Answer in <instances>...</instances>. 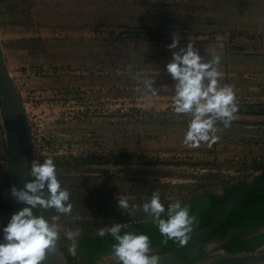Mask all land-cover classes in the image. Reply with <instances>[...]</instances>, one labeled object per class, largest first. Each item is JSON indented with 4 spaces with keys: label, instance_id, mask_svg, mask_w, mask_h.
Returning a JSON list of instances; mask_svg holds the SVG:
<instances>
[{
    "label": "rangeland",
    "instance_id": "374dc122",
    "mask_svg": "<svg viewBox=\"0 0 264 264\" xmlns=\"http://www.w3.org/2000/svg\"><path fill=\"white\" fill-rule=\"evenodd\" d=\"M226 1L8 0L0 45L32 130L28 184L71 264L78 235L152 219L264 164L263 64L236 54L246 47ZM3 119L0 108L7 176ZM10 208L0 202V225L17 231ZM151 255L131 247L96 264Z\"/></svg>",
    "mask_w": 264,
    "mask_h": 264
},
{
    "label": "trees",
    "instance_id": "16d2710c",
    "mask_svg": "<svg viewBox=\"0 0 264 264\" xmlns=\"http://www.w3.org/2000/svg\"><path fill=\"white\" fill-rule=\"evenodd\" d=\"M149 34L153 33L149 32ZM0 108L4 117L3 124L7 131V120L1 97ZM255 169L259 172L253 176L252 181L264 180V164L256 166ZM46 176L47 172L44 170L37 177L44 182L47 179ZM246 183L247 181L242 179L224 184L222 185L224 191L221 195L215 194L211 188L205 187L171 206L164 214L157 215L152 219L125 223L100 234H81L76 241V252L78 253V256L74 255L77 259L76 264H96L101 256L111 252L123 254L134 244L144 248L149 255L169 251L193 230L202 228L211 222L225 198ZM27 191L36 220L43 231L52 238L50 231L42 223L37 213L35 199L29 184ZM0 202L9 208L12 205L9 183L5 174H0ZM9 210L11 212L8 217L14 218L12 207ZM262 225H264V190L255 191L242 197L207 239L216 237L222 240L220 247L231 254L253 252L264 246V231L247 239L241 238V236L253 232ZM0 226L3 227V225ZM231 229H237V232L229 235ZM61 249L63 250L62 247ZM203 253L204 251L197 246L185 254L182 260L185 264H191L201 258ZM126 263L127 259H121L111 264Z\"/></svg>",
    "mask_w": 264,
    "mask_h": 264
},
{
    "label": "water",
    "instance_id": "95a60500",
    "mask_svg": "<svg viewBox=\"0 0 264 264\" xmlns=\"http://www.w3.org/2000/svg\"><path fill=\"white\" fill-rule=\"evenodd\" d=\"M0 97L7 120V146L5 167L9 183L12 210L18 230L0 226V242L11 250L32 255L39 264H71L58 244L46 234L35 218L29 202L27 185L31 164L30 149L32 130L30 122L5 63L0 45ZM244 186L233 191L218 207L213 219L206 226L193 230L185 239L169 251L155 253L139 264H185L183 257L202 244L222 223L236 203L245 195L264 190V180H246ZM218 195L222 187L211 188ZM264 231V225L242 235L247 239ZM217 240V243H221ZM201 258L191 264H262L264 250L226 253Z\"/></svg>",
    "mask_w": 264,
    "mask_h": 264
},
{
    "label": "crops",
    "instance_id": "0c3cea01",
    "mask_svg": "<svg viewBox=\"0 0 264 264\" xmlns=\"http://www.w3.org/2000/svg\"><path fill=\"white\" fill-rule=\"evenodd\" d=\"M8 4V0H0V21L6 19ZM224 11L226 20L230 21L227 25L231 28V35L233 32H240L243 38L241 41L246 47V50L236 52V54L242 57L256 55V58L263 64H258L256 69L264 73V0H232L231 3L228 0L225 2ZM251 46L257 47L253 50ZM24 256L25 254L13 251L8 246L0 248V264H9L4 262L8 259L12 260L11 264H30Z\"/></svg>",
    "mask_w": 264,
    "mask_h": 264
},
{
    "label": "flooded vegetation",
    "instance_id": "af4514ba",
    "mask_svg": "<svg viewBox=\"0 0 264 264\" xmlns=\"http://www.w3.org/2000/svg\"><path fill=\"white\" fill-rule=\"evenodd\" d=\"M162 214H164V212L162 213ZM237 232V229H231V230H229V235H231V234H234V233H236ZM229 235H228V237H229ZM79 236V235H78ZM77 236V237H78ZM77 237H76V241H77ZM217 240H219V239H217L216 237H212V238H209V239H206L204 242H203V244H211V245H213L214 246V248H215V250H220V251H222V253H220V254H226V253H228V252H226L224 249H222L221 247H220V245L222 244V242L221 243H217ZM76 241H75V243H76ZM222 241V240H221ZM131 247H133V249H137V248H142V247H137L135 244L133 245V246H131ZM130 247V248H131ZM0 248H5V245H2V246H0ZM144 249V248H143ZM258 250H262V247L261 248H259ZM206 253V256L205 257H211V256H209V254L207 253V252H204L203 254H205ZM219 255V254H218ZM216 256V255H215ZM264 264V263H263Z\"/></svg>",
    "mask_w": 264,
    "mask_h": 264
},
{
    "label": "built area",
    "instance_id": "2783aa9c",
    "mask_svg": "<svg viewBox=\"0 0 264 264\" xmlns=\"http://www.w3.org/2000/svg\"><path fill=\"white\" fill-rule=\"evenodd\" d=\"M262 250H264V246L262 247Z\"/></svg>",
    "mask_w": 264,
    "mask_h": 264
},
{
    "label": "bare ground",
    "instance_id": "6f19581e",
    "mask_svg": "<svg viewBox=\"0 0 264 264\" xmlns=\"http://www.w3.org/2000/svg\"><path fill=\"white\" fill-rule=\"evenodd\" d=\"M263 264V263H262Z\"/></svg>",
    "mask_w": 264,
    "mask_h": 264
}]
</instances>
